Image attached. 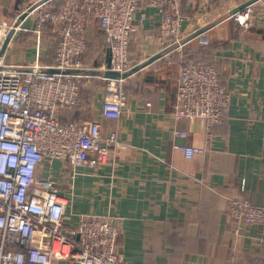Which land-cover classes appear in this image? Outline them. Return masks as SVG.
<instances>
[{"label":"crops","instance_id":"0c3cea01","mask_svg":"<svg viewBox=\"0 0 264 264\" xmlns=\"http://www.w3.org/2000/svg\"><path fill=\"white\" fill-rule=\"evenodd\" d=\"M31 1L0 0V23L11 24ZM246 1L198 0L186 8L183 50L170 53L162 50L160 16L147 7L146 20L137 23L131 36V64L163 54L124 79L128 95L118 120L100 115L101 72L94 70L92 77L81 79V100L73 111L79 122L100 120L102 133L117 130L123 144L98 167L76 169L72 213L117 216L118 250L130 262L264 264V225L247 226L235 234L225 199L264 204V0L252 3L247 29L228 17ZM19 22L2 62L49 65L54 38L43 32L27 36L25 32H33L30 16ZM200 29L216 42L211 55L220 63L221 78L231 94L226 121L213 127L210 138L201 120L174 117L179 60L193 42L198 43L187 38ZM176 129L187 136H176ZM207 140L205 155L186 158L174 148L177 143L204 147ZM75 221L73 215L67 222Z\"/></svg>","mask_w":264,"mask_h":264},{"label":"built area","instance_id":"2783aa9c","mask_svg":"<svg viewBox=\"0 0 264 264\" xmlns=\"http://www.w3.org/2000/svg\"><path fill=\"white\" fill-rule=\"evenodd\" d=\"M183 1L64 0L55 11L46 5L47 0H33L26 6L23 13L32 18L33 32L39 35L44 26H50L59 40L51 65H12L0 59V264H136L119 253L117 216L73 214L71 209L76 169L105 163L112 150L122 147L119 132L103 134L100 120L60 123L59 113L75 108L81 93L79 80L98 70L104 82L100 115L118 120L127 100L124 79L103 73L121 75L134 67L131 36L137 23L146 20L147 7L160 16L157 29L162 50L182 51ZM252 15L250 4L228 17L247 29ZM93 21L110 51L109 68L105 62L94 67L81 59ZM19 28L18 18L11 24L0 23V48L9 32L14 30L8 44ZM194 38L200 45L209 43L204 31ZM177 73L174 117L201 120L210 138L213 127L226 121L228 88L215 65L201 60L181 56ZM174 134L187 136L180 129ZM208 145L209 140L204 147L177 143L174 148L192 158L205 155ZM244 186L242 180V190ZM225 199L235 234L247 226L264 225V204L255 206L231 196ZM73 215L76 221L69 224Z\"/></svg>","mask_w":264,"mask_h":264},{"label":"trees","instance_id":"16d2710c","mask_svg":"<svg viewBox=\"0 0 264 264\" xmlns=\"http://www.w3.org/2000/svg\"><path fill=\"white\" fill-rule=\"evenodd\" d=\"M64 0H53L51 4L47 5L50 9L52 10H57L60 8L63 4ZM198 2V0H184L183 1V10L182 13L185 16L186 15V8H189L193 6ZM43 34L47 36H52L55 40L54 45L51 46L48 54L49 58V65L53 63V59L55 56V46L59 40V37L56 33H54L51 29L50 26H44L43 28ZM27 36L34 35V32H25ZM86 42H87V49L86 51L82 54L81 59L84 63H90L94 67L98 65V63H101L103 59H105L104 55L106 52V46L103 41V33L96 21H93L92 27L89 29L87 36H86ZM131 51V45L129 47ZM216 49V42H210L207 45H200L198 43H192L191 47L188 51L185 52V58L188 60H201L206 63L214 64L219 75V79L221 83L224 84L223 79L221 78L222 74V67L219 66V62L217 60H213V56L211 55L213 50ZM131 58V57H130ZM79 84L81 86V80H79ZM225 85V84H224ZM226 86V85H225ZM123 87L124 90L127 93V87L125 86L123 82ZM81 93H82V87H81ZM81 93H80V98L79 102L75 106L77 108L79 106L80 100H81ZM128 95V93H127ZM73 110H62L59 113V122L60 123H78L79 122V116L77 113H74ZM253 258V257H252ZM254 260L257 262H262V259H259V257H254Z\"/></svg>","mask_w":264,"mask_h":264},{"label":"water","instance_id":"95a60500","mask_svg":"<svg viewBox=\"0 0 264 264\" xmlns=\"http://www.w3.org/2000/svg\"><path fill=\"white\" fill-rule=\"evenodd\" d=\"M254 2V0H249V1H246L244 2L243 4H241L240 6H238L237 8H235L231 13H235L236 11H239L241 9H243L244 7L252 4ZM26 16V13H22L18 16V22L19 20L23 19L24 17ZM204 29H200V30H197L196 32L192 33L188 38L187 40H190L192 38H194L197 34L203 32ZM14 33V30H11L9 32V34L7 35L6 39L4 40L1 48H0V59L3 57V54L6 50V47H7V44L9 42V40L11 39V36L13 35ZM162 52H159L151 57H149L145 62H142L134 67H132L128 72L126 73H123V74H118V73H115V72H110V71H105L103 73V75L107 78H111V79H116V78H123L125 79L128 75L136 72L139 68H142L144 66H146L147 64H149L150 62H152L154 59L156 58H159L162 56ZM105 64H106V67L109 68L110 67V51L107 49L106 50V55H105ZM70 72H74V71H66V73H70Z\"/></svg>","mask_w":264,"mask_h":264}]
</instances>
